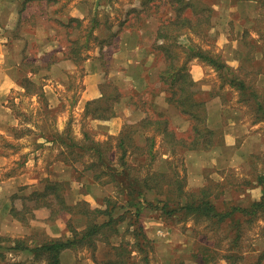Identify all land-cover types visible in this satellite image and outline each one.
Wrapping results in <instances>:
<instances>
[{
	"label": "rangeland",
	"instance_id": "rangeland-1",
	"mask_svg": "<svg viewBox=\"0 0 264 264\" xmlns=\"http://www.w3.org/2000/svg\"><path fill=\"white\" fill-rule=\"evenodd\" d=\"M58 5L51 8V12H59ZM87 6L89 10L96 11V17L92 20L88 18L85 22L70 23L65 28L68 33L66 42L59 36L58 27L56 33L47 34L56 46L53 49L47 50L39 47L35 41H28L25 34L30 35L33 28L21 23L19 17L14 19L11 36L5 35L7 32L2 36L8 40L6 45L15 42V47L9 50L15 65L3 70L0 64V77L8 75L16 84L12 85L10 80L0 82V153L7 155L11 174H25L24 179H39L35 184L26 179L30 185L24 183L21 194L42 188L44 178L65 180L75 174L74 168L82 169L81 162H76L74 167L68 164L63 145L52 140V136L57 137L59 133L67 131L77 141L87 136L108 142L115 159L121 153L117 146L121 131L125 126L135 125L144 117L146 109L153 115L167 117L168 126L178 135L187 136L191 133L187 115L165 101V85L158 77L148 75L147 70L139 72L142 65L137 69L122 70L118 62L120 55L128 56L131 53L115 43V37L123 35V41L128 40L127 43L133 46L141 45L143 41L146 53L150 51L152 54L154 72L163 66L162 53L154 49L153 44L159 22L173 15L169 0H89ZM211 6V24L204 32L198 33L193 28L183 27L185 33L179 36L183 46L210 51L236 73L252 66L244 60L246 52L255 54V60L264 62V7L253 9L252 6H245L241 12H250L251 15L240 17L236 13V4H231L230 0H219ZM36 8L39 5L32 4L29 7L30 10ZM91 26L95 28L90 30ZM60 29L64 30L63 27ZM244 29L248 30V34L243 41L240 36ZM116 41L121 43L120 38ZM249 41L256 42L254 48L247 44ZM72 48L79 51V58L75 61L67 57ZM172 50L173 53L177 52L176 60L180 62L188 55L185 48L173 46ZM2 60L3 54L0 52V63ZM186 71L195 83L196 96L206 100L203 107L207 111L206 123L212 113L215 117L212 123L222 120V127L217 128L218 144L208 150L177 147L172 151L165 137L154 125L149 124L144 129L132 132L137 142H144L146 136L154 137V158H143L146 165L140 171L144 173L146 168H150L170 172L174 169L184 181L185 189L192 191L206 185L214 195L222 191L217 198L225 201L223 206L234 202L239 196L244 197L243 204L258 200L263 195V188L256 183L255 176L264 171V121H254L253 111L248 103L240 100L238 90L223 81L219 70L203 59L191 57L186 62ZM95 74L99 79L97 83V78L91 79V82L96 83L95 87L100 93L102 90H111V87L108 89L106 85L103 86L106 82L129 91L128 94L134 90L135 84V90H141V95H134L132 99L123 96L113 104L116 110L113 117L117 119L118 130L114 125L102 122V119L91 118L85 112V103L79 102L80 94L86 87V78ZM127 76L134 79V83L127 80ZM27 77L31 78V82L26 85L24 78ZM255 82L261 88L264 87V70L258 74ZM44 88L50 91L47 95L43 94ZM132 100L139 104L135 106ZM131 156L129 154L127 157L134 159ZM245 180H252V183L248 185ZM69 181L66 197L86 199L93 207L100 206L105 195H114L112 185L89 182L86 175L80 180L72 178ZM148 195V198L156 199L152 194ZM157 211L146 208L140 217L147 236L154 241V250L150 253L151 264H167L177 257L192 262L194 254L198 257L205 255L209 263L226 264L223 255L230 249L233 236L227 225H215L205 219L164 218ZM34 213L35 217L28 215V221H19L12 216L16 226L10 225L0 235L24 238L29 244L34 243V240L41 242L69 235L67 216L43 219L49 213L45 208L34 209ZM77 219L73 217L76 225L81 226L82 222ZM125 227L123 223L120 232L131 238L129 233H125ZM117 236L111 234L110 241L116 240ZM11 245L12 241L3 242L0 264H45L43 258L34 261L30 252L9 249ZM107 245L103 238L98 240L97 249L106 248ZM241 250L244 259H254L258 252L264 250V217L257 218L245 230ZM96 252L100 254V251ZM61 253L62 264H94L92 249L88 246L66 248Z\"/></svg>",
	"mask_w": 264,
	"mask_h": 264
},
{
	"label": "trees",
	"instance_id": "trees-1",
	"mask_svg": "<svg viewBox=\"0 0 264 264\" xmlns=\"http://www.w3.org/2000/svg\"><path fill=\"white\" fill-rule=\"evenodd\" d=\"M241 1L230 0V3L236 4ZM254 1L258 7H264V0ZM217 2L219 0L210 2L169 0L170 6L173 7V15L159 22L153 44L154 49H158L163 57L164 64L159 67L158 78L165 85L164 99L168 104L177 107L182 114L187 115L191 133L187 136L178 135L168 126L167 117L153 115L146 109L144 117L135 125L125 126L121 131L117 143L121 153L117 159L113 151L111 152L108 142L93 140L87 136L86 139L77 141L67 131L57 134V137L52 136V140H57L63 145L67 152L68 164L73 166L76 162H81L82 169L74 168L75 174L69 179L44 178L42 188L32 190L30 193L14 194L10 213L19 221H28L29 214L35 217L34 209L37 208L48 209L46 220L67 216L69 235L41 242L34 240L33 245L24 238L0 235V249L3 248V242L12 241L9 249L30 252L34 261L43 258L45 264H62L61 252L64 249L88 246L92 249L94 264H151L150 253L154 250V241L147 236L140 223L143 210L150 208L158 210L159 215L164 218L205 219L215 225L224 223L233 235L230 239V249L223 255L226 264H264V250L258 252L254 259H244L241 250L245 230L257 218L264 217V171L255 176L256 183L263 188V195L258 200H249L243 204L244 197L239 196L234 202L223 206L225 201L217 198L222 191L214 195L206 185L192 191L185 189L184 181L174 169L168 172L146 168L142 173L141 167L146 165L142 159L148 156L154 158V137L146 136L144 142H137L132 137L133 131L152 124L172 146V151L177 147L187 150H208L218 144V129L206 123L207 111L203 108L206 100L196 96L197 89L193 87L195 83L186 71V62L191 57H199L219 70L222 80L234 86L239 92L240 100L249 104L254 121H264V87L261 88L255 82L258 74L264 70V62L255 60V54L246 52L244 60L252 66L244 72L236 73L217 55L201 47L183 46L179 39V36L185 33L184 26L193 28L198 33L204 32L208 24H211L213 11L211 4ZM257 20L260 21L259 17ZM247 34L248 30L244 29L240 40L244 41ZM252 43L247 42L254 48L256 42ZM173 46L186 49L188 55L183 62L176 60L177 52L173 53ZM78 55L79 51L72 48L67 57L75 61L79 58ZM24 80L26 85L27 82H31L28 77ZM104 85L108 89L111 87V90H102L98 98L85 103V112L93 119H110L116 113L113 104L120 101L123 96L132 99L134 95H141V91L135 89L128 94L129 91L109 82ZM132 102L135 106L139 104L136 100ZM129 154H132L134 159L130 160L127 157ZM78 172L81 174L78 175ZM83 175L88 176L89 182L112 185L114 195H105L97 207L91 206L86 199L66 197L69 180L72 178L80 180ZM245 183L249 185L252 180H245ZM148 194H152L156 199L148 198ZM73 217H78L77 220L82 222L81 226L76 225ZM123 223L126 225L125 233H129L131 238L120 232ZM111 234H118L116 240L110 241ZM103 238L108 244L107 247L97 249L98 240ZM96 251H100V254L98 255ZM193 257L195 258L192 262H185L177 257L172 258L167 264H214L209 263L205 255L198 257L194 254Z\"/></svg>",
	"mask_w": 264,
	"mask_h": 264
},
{
	"label": "crops",
	"instance_id": "crops-1",
	"mask_svg": "<svg viewBox=\"0 0 264 264\" xmlns=\"http://www.w3.org/2000/svg\"><path fill=\"white\" fill-rule=\"evenodd\" d=\"M87 1L89 0H0V52L3 54V60L0 63L1 68L5 70L8 68V66L15 65L14 57L12 56V53H9L10 48L15 47V42L12 41V43H7V39H3L4 33L7 32L11 36V33L13 32V23L14 19L21 18L20 22L23 24H27V26L33 28L31 30L30 35L25 34V38L28 39V41H35L39 47H44V49H53L55 44L51 42L47 34L50 33H56V27H58V33L59 36H61V39L63 41H67V32L66 29L67 26L70 23H79V22H85L88 18L92 20V18L96 17V11L89 10L87 6ZM98 1V0H96ZM50 2V3H49ZM32 4L39 5V8L30 10L29 7ZM60 8L59 12H51V8L57 7ZM245 6H252V8L256 9L258 7L256 1L254 0H242L241 2L236 3L237 7V15L240 17H245V15H251L249 12H241ZM92 15V16H91ZM255 16V15H254ZM33 19L35 21H33ZM29 22V24H28ZM2 27L5 29L2 30ZM63 27L64 30H61L60 28ZM95 27L91 26L90 30H93ZM26 32V31H24ZM93 32V31H92ZM116 39L120 38L121 43L119 44L116 39L115 43L116 45L122 49L129 50L131 52L128 56L127 54L120 55L118 61L121 63V69L127 70L135 67L136 69L142 65V69L140 68V71H146L148 75H155V77H158V71L154 72L155 67L152 66V54L150 51H147L146 53V47H143V41L140 43L141 45L133 46L127 43L128 40L123 41L124 36H116ZM70 39V36H69ZM60 40V41H62ZM11 41V40H10ZM68 43V42H67ZM135 44V43H134ZM141 46V47H138ZM146 46V44H145ZM137 48V49H136ZM147 54V55H146ZM150 56V57H148ZM86 64V63H85ZM145 64V65H144ZM120 66V65H119ZM146 67V68H145ZM2 71V70H0ZM5 74V73H4ZM128 75V73H127ZM96 79V83L98 81V75L95 74L91 78H86L85 83L86 87L80 94V100L79 102L86 103L88 100H92L95 98H98L101 93L97 87H95V82H91V79ZM31 79V78H30ZM2 80H10L12 85L16 84V81L9 77L8 75H3L0 77V82ZM127 80L132 81L134 83V79H131L127 76ZM95 81V80H94ZM136 85V84H135ZM135 85H133L135 89ZM46 87V86H45ZM138 89V88H137ZM141 91V90H139ZM50 92V91H49ZM47 89L44 88L43 94L47 95ZM165 102V101H164ZM166 103V102H165ZM167 105V104H166ZM164 106V105H163ZM2 109V106H1ZM212 119H215L214 113L210 114L208 116L207 122L208 125L217 129L222 127V120H219L218 123H212ZM99 120V119H98ZM242 121V120H239ZM102 122L114 125L115 129H117V119L116 117H112L111 119L103 120ZM118 130V129H117ZM43 141L45 139L43 138ZM49 143V142H46ZM233 149V148H232ZM47 174H43L42 176H46ZM25 174H11L10 173V166H9V160L7 158V155L0 153V233L2 231H7L9 229L10 225L16 226V223L13 221L15 220L12 218V215L10 213V208L13 204L12 196L14 194H21L23 187L21 186H27L30 185L26 182V179H30L29 181L32 184H35V182L39 181L37 177H26L24 179ZM41 177V176H40ZM43 179V178H42ZM40 179V180H42ZM24 183H26L24 185ZM37 188H34V190ZM46 216L43 217L45 219ZM20 227V225H18ZM14 238V237H13ZM62 254V253H61Z\"/></svg>",
	"mask_w": 264,
	"mask_h": 264
}]
</instances>
